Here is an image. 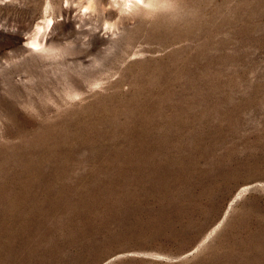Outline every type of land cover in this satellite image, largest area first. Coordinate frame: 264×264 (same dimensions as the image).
I'll use <instances>...</instances> for the list:
<instances>
[{"label": "rangeland", "instance_id": "obj_1", "mask_svg": "<svg viewBox=\"0 0 264 264\" xmlns=\"http://www.w3.org/2000/svg\"><path fill=\"white\" fill-rule=\"evenodd\" d=\"M0 264H264V0H0Z\"/></svg>", "mask_w": 264, "mask_h": 264}, {"label": "bare ground", "instance_id": "obj_2", "mask_svg": "<svg viewBox=\"0 0 264 264\" xmlns=\"http://www.w3.org/2000/svg\"><path fill=\"white\" fill-rule=\"evenodd\" d=\"M136 1H140V2H142V1H144V0H126V2H127L128 4H131V5H132V4H136ZM128 6H130V5H128ZM30 44H31V43H30ZM32 44H33L34 48H37V47L40 46L38 40L35 41V42H33Z\"/></svg>", "mask_w": 264, "mask_h": 264}]
</instances>
